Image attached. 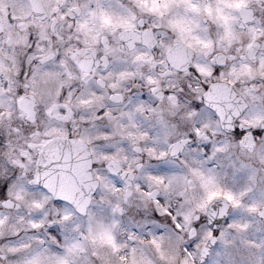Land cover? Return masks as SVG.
Instances as JSON below:
<instances>
[{"label":"snow or ice","instance_id":"6c2138e0","mask_svg":"<svg viewBox=\"0 0 264 264\" xmlns=\"http://www.w3.org/2000/svg\"><path fill=\"white\" fill-rule=\"evenodd\" d=\"M3 149L0 264H264V0H0Z\"/></svg>","mask_w":264,"mask_h":264},{"label":"clouds","instance_id":"9594fccd","mask_svg":"<svg viewBox=\"0 0 264 264\" xmlns=\"http://www.w3.org/2000/svg\"><path fill=\"white\" fill-rule=\"evenodd\" d=\"M16 52L18 55L23 54V48H17ZM135 86V85H133ZM124 94L127 95V90H123ZM101 101L97 99V103H100ZM6 133V140L11 144L12 149H16L17 151L24 146V138L22 136H17L11 132H8L7 128L4 129ZM6 151H11V149H3L0 150V157H4L6 154Z\"/></svg>","mask_w":264,"mask_h":264}]
</instances>
